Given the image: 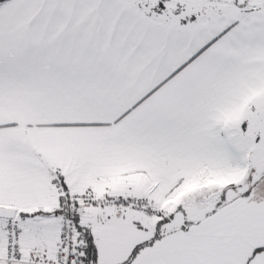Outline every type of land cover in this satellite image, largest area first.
Here are the masks:
<instances>
[{
	"label": "snow or ice",
	"instance_id": "snow-or-ice-1",
	"mask_svg": "<svg viewBox=\"0 0 264 264\" xmlns=\"http://www.w3.org/2000/svg\"><path fill=\"white\" fill-rule=\"evenodd\" d=\"M0 264H264V0H0Z\"/></svg>",
	"mask_w": 264,
	"mask_h": 264
}]
</instances>
